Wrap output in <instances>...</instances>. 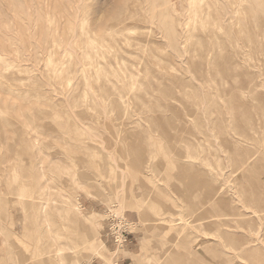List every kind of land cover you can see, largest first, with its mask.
I'll list each match as a JSON object with an SVG mask.
<instances>
[{"label":"rangeland","instance_id":"1","mask_svg":"<svg viewBox=\"0 0 264 264\" xmlns=\"http://www.w3.org/2000/svg\"><path fill=\"white\" fill-rule=\"evenodd\" d=\"M50 1L0 0V264H264V0Z\"/></svg>","mask_w":264,"mask_h":264},{"label":"crops","instance_id":"2","mask_svg":"<svg viewBox=\"0 0 264 264\" xmlns=\"http://www.w3.org/2000/svg\"><path fill=\"white\" fill-rule=\"evenodd\" d=\"M136 162H135V166L137 167V168H140L141 166H142V162H141V160H135ZM181 169L184 171V173H186L187 171H188V168L187 167H185L184 166V169L181 167ZM72 173V176H74V173L73 172H71ZM196 183V178L195 179H190L189 180V182H188V185H187V189H192V187H193V184H195ZM18 186H21L22 187V184L21 185H18ZM73 207H74V209H79V207H80V204L77 202V201H75V203L73 204L72 202L69 204V202L67 201V202H65V203H63L61 206H59L58 208H57V210H58V215L59 216H61L62 218H63V220L64 221H67V220H69L70 218H71V212L73 211ZM34 209H35V212H36V217H38L39 216V213L41 212V211H43V210H45L44 209V205L42 204V206L41 205H38V206H34ZM46 228L47 227H49V224L48 223H46ZM67 228V225L65 224V223H60V225L59 226H57V228H55V230H54V233H55V235L59 238V239H61V242H63L62 240H64V242L65 241H70L71 243L73 242V241H75L76 239H74L73 238V234H74V232L73 231H71V232H69V235H65V234H63L62 233V229H66ZM25 233H27V230H26V228H25ZM72 235V236H71ZM26 236V235H25ZM85 236H87V235H85ZM110 240H108L109 242H110V244L112 245V247L113 248H115V250H118L119 249V247H121V250H123V251H125V252H127V253H131V252H133V250H132V248H131V246H132V241H133V238L130 236V235H126V240H125V242H123L122 243V245H116L115 243H114V241H113V239H112V237H108ZM82 240H84L86 243H85V247H86V249L85 250H88V251H93L94 249L96 250V244L95 243H93V239L91 240V238L90 237H83V239ZM99 243H100V245H102V243L99 241ZM66 248H67V250H69L70 251V245H68L67 243H66V245H64ZM35 250H36V252H38V245L37 244H35ZM52 251H49L48 250V252L50 253L49 254V256H53V258H55V259H53L54 260V264H59V262L57 261V257L54 255L55 254V250L54 249H51ZM94 250V251H95ZM54 252V253H53ZM71 252V251H70ZM36 254H38V253H36ZM121 261V259L119 258L118 259V261ZM117 261V262H118ZM119 261V262H120ZM110 264H115V262L114 261H110L109 262Z\"/></svg>","mask_w":264,"mask_h":264},{"label":"bare ground","instance_id":"3","mask_svg":"<svg viewBox=\"0 0 264 264\" xmlns=\"http://www.w3.org/2000/svg\"><path fill=\"white\" fill-rule=\"evenodd\" d=\"M50 2H51V1H50ZM54 2H55V1H54ZM54 2H53V0H52L51 5H53L52 3H54ZM79 2H80V0H79ZM57 3H58V2H57ZM57 3H54V4L57 5ZM75 3H76V2H75ZM77 3H78V2H77ZM73 4H74V3H73ZM47 5H48V3H47ZM60 5H61V3L59 4V6H60ZM71 5H72V4H71ZM9 6H10V5H9ZM53 6H55V5H53ZM68 6H69V5H68ZM47 7H48V6H47ZM64 7H65V6H64ZM5 8H6V7H5ZM8 8H9V7H8ZM8 8H6V9L8 10ZM55 8H56V7H55ZM78 8H79V6H78ZM28 9H30V8H28ZM71 9H72V8H71ZM71 9H70V10H71ZM52 11H53V10H52ZM52 11H50V13H51ZM59 11H60V10H59ZM61 11H62V10H61ZM28 12H29V10H28ZM63 12H64V11H63ZM77 12H78V11H77ZM11 13H12L13 17L16 18V16H17L16 13H15V12H14V13L11 12ZM55 13H56V12H55ZM60 13H61V12H60ZM51 14H52V13H51ZM63 14H64V13H63ZM63 14H62V17H63V16H66V15H63ZM65 14H66V12H65ZM56 15H58V14H56ZM44 16H45V15H44ZM1 17H4V18H1ZM52 17H53V16H52ZM58 17H59V16H58ZM60 17H61V16H60ZM62 17H61V18H62ZM68 17H69V16H68ZM72 17H73V16H72ZM5 18H6L5 16H1V14H0V22H1V21H5V23H6ZM75 18H76V17H75ZM64 19H66V17H65ZM58 20H59V18H58ZM62 20H63V18H62ZM76 20H77V19H76ZM63 21H64V22H61V23H65V22H66L65 20H63ZM74 21H75V20H74ZM31 23H32V22H31ZM59 23H60V22H59ZM38 24H39V23H38ZM41 24H42V23H41ZM55 24H56V23H55ZM74 24H75V22H74ZM4 25H5V24H4ZM39 25H40V24H39ZM39 25H37V26H39ZM61 25H62V24H61ZM65 25H66V24H65ZM5 26H6V25H5ZM13 26H14L16 32H21V30H22V25H21L20 22H17V20H15ZM57 26H58V25H57ZM63 26H64V25H63ZM39 27H41V26H39ZM66 27H67V29H68L69 25H67ZM76 27H77V26H76ZM6 28H7V27H6ZM56 28H57V27H56ZM62 28H63V27H62ZM64 28H65V26H64ZM64 28H63V29H64ZM77 28H78V27H77ZM40 29H41V28H40ZM65 29H66V28H65ZM65 29H64V31H65ZM13 32H14V31H13ZM58 32H59V31H58ZM9 33H10V32H9ZM27 33H28V32H27ZM65 33H67V31H66ZM23 34H24V33H23ZM20 35H21V37L23 36L22 34H20ZM16 38H17V40H18L19 42H21V38H20V37H16ZM23 39H24V38H23ZM0 40H1V39H0ZM6 41H7V40H6ZM22 41H25V40H22ZM2 42L4 43L5 41L3 40ZM2 42H0V54H1L0 56H2L3 53H5V52H3V49H2V46H1V43H2ZM7 42H8V41H7ZM3 43H2V44H3ZM5 43H6V42H5ZM9 43H10V42H9ZM5 45H6V44H5ZM5 45H4V46H5ZM12 45H13V44H12ZM20 46H21V44H20ZM5 47H6V46H5ZM5 47H4V48H5ZM15 47H16V46H15ZM16 48H17V47H16ZM7 49H8V48H7ZM7 49H6V50H7ZM9 49H10V48H9ZM10 50H11V49H10ZM17 50H18V49H17ZM7 52H8V50L6 51V54H7ZM9 52H10V51H9ZM11 52H12V50H11ZM10 54H11V53H10ZM10 54H9V55H10ZM12 54L15 55L14 52H13ZM10 56H11V55H10ZM12 57H13V56H12ZM15 57H16V56H15ZM16 58H17V57H16ZM13 59H14V58H13ZM16 60H18V59H16ZM2 62H3V61H2Z\"/></svg>","mask_w":264,"mask_h":264},{"label":"built area","instance_id":"4","mask_svg":"<svg viewBox=\"0 0 264 264\" xmlns=\"http://www.w3.org/2000/svg\"><path fill=\"white\" fill-rule=\"evenodd\" d=\"M112 220H115V218L114 219L112 218ZM116 222H117L116 224H117L118 228L113 226V224L110 225V221L107 220V223H108V225H107L108 234H109L110 237H112V239H113V241H114V243L116 245H119V244L122 245V243L125 242V240H126V234L127 233L124 230L120 229L119 225H120L121 222L118 221V220H116Z\"/></svg>","mask_w":264,"mask_h":264}]
</instances>
